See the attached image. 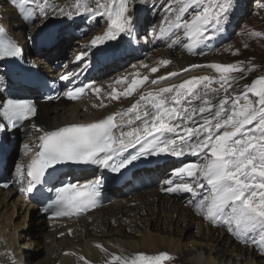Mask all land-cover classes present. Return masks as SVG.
Listing matches in <instances>:
<instances>
[{
    "label": "snow or ice",
    "instance_id": "6c2138e0",
    "mask_svg": "<svg viewBox=\"0 0 264 264\" xmlns=\"http://www.w3.org/2000/svg\"><path fill=\"white\" fill-rule=\"evenodd\" d=\"M31 0H10L11 5L33 21L36 9ZM75 0L76 12L90 20L103 18L107 27L81 46L75 56L79 71L65 72L60 81L71 83L91 66L90 55L102 51L110 42L136 34L135 5L137 0ZM140 4L145 0H139ZM234 0H167L157 40L170 41L168 47L182 46L197 54L199 46L213 40L224 30L234 9ZM264 8V4L260 5ZM39 14L47 15L46 6L38 5ZM57 14H63L62 9ZM73 13H69L71 17ZM254 37L264 33L252 31ZM238 51V50H237ZM202 54V53H201ZM22 47L10 39L0 25V59L21 58ZM171 63L162 59L156 67ZM135 67V66H133ZM147 68V65H143ZM208 67L219 74L193 76L178 84L151 88L126 110L114 112L89 123H72L46 130L34 123L39 132L35 154L27 165H16L18 182L27 180L29 194L43 197L42 211L50 219L79 216L95 208L101 199L104 178L96 176L81 182L65 168H99L121 173L142 158L167 155L176 159L196 157L193 162L175 168L160 190L167 194H188L194 211L213 225L225 226L239 242L251 244L264 255V75L246 84L239 93L229 92L235 79L231 74L251 72L256 65L235 64L190 65L183 72ZM180 73L169 72L149 82L148 76L120 77L116 83L127 84L108 93L113 100L129 97L144 87L166 83ZM219 87H213V85ZM227 85V86H226ZM86 89L101 94L102 89L90 82L69 88L65 95L71 100L81 97ZM53 97H46L52 99ZM198 105V106H197ZM104 106V105H102ZM37 115L31 100L7 99L0 105V131L16 129ZM131 149V151H130ZM31 151L25 145V154ZM26 169V171H25ZM7 182L0 187H8ZM71 230H69V234ZM64 235V233H60ZM102 248V245H96ZM107 253L106 249H102ZM83 264H90L85 257ZM172 257L166 252L131 256L109 254L106 264H165Z\"/></svg>",
    "mask_w": 264,
    "mask_h": 264
},
{
    "label": "bare ground",
    "instance_id": "6f19581e",
    "mask_svg": "<svg viewBox=\"0 0 264 264\" xmlns=\"http://www.w3.org/2000/svg\"><path fill=\"white\" fill-rule=\"evenodd\" d=\"M150 1L152 0H145L143 3L145 7ZM52 2L54 6H60L62 1L57 0L55 2L53 0ZM50 8H52L51 4ZM51 14L48 10L44 21L37 22L35 29H33L32 22L25 20L23 14L11 5L10 0H0V25L7 30L9 38L22 47L23 53L32 57V61L36 58L37 66L41 71L49 69L52 60H56L61 54H64L61 57L66 60L71 58L67 60L64 67L58 70L60 75L66 71L69 73L79 71L75 63V56L82 50L81 46L88 43L92 37L102 34L107 25L104 23L101 27H96L94 24L85 26L80 24L81 20L77 21L70 18L62 19L60 22L56 21L55 25H51ZM140 18L142 22H145L146 18L139 13L136 24ZM72 32L77 33L78 37H73L74 40L70 41L71 36H73ZM144 32L142 31L139 40L140 44L144 43L141 48L139 47L140 55H146L148 50V42L143 36ZM140 33L141 31H139ZM148 36L151 38L148 40L152 43L165 42V40H157L156 33L152 36L149 32ZM63 39L68 45L63 43ZM124 41L127 45L126 38ZM122 42L120 39L110 42L102 51H95L94 54H91V66L75 80H94L95 86L105 89L107 87L115 88L116 84L113 81H117L120 77L126 76L130 82L132 77L139 73L141 78L148 76L150 82L158 76L176 72L180 73L178 77L170 78L166 83L156 86H150V83L146 82L142 89H144L143 92H146L151 88L178 84L190 77L208 75L211 72H208V67H201L188 72L182 70L189 68L190 65L206 66L203 58L196 56L210 54L216 49L217 44L214 40L206 42L202 47L203 51H200L199 54H191L180 45L171 48L167 45L166 48L157 50L156 55L151 59L143 61V63L142 61L135 63V67H132V73H121L120 70L111 74V77L113 75L112 78L104 79L108 73L113 72V69L122 68L126 61L138 53L135 52L133 46L124 47ZM127 49L129 50L127 51ZM35 52L39 56L35 57L33 55ZM111 53L116 54L113 60L102 65V69L96 70L98 66L103 64L102 60ZM162 59H168L171 63L167 66H160L158 69L161 72H155L152 75L150 69L156 67ZM143 65L148 67L145 68ZM1 72L0 66V74ZM216 77L218 79L219 75ZM140 89L132 96L121 97L119 100L111 99L108 94L105 98L89 89L85 97L75 101L72 107H67V101L64 99L56 104L38 103V114L31 122H25L21 129V135L26 136V138L18 151H13L19 156L13 171L15 177H17L16 165H22L23 161L30 157L40 135L39 132L31 128L32 123L46 130H51L62 125L89 123L103 119L114 112L122 111L123 108L124 110L129 108L131 105L128 107L126 103L128 105V100L132 99L131 102H133L134 98L138 96L135 98L136 101L139 98L137 93ZM25 145L31 146V151L27 155L25 154ZM160 157L167 161L160 165V169L157 166L150 169L141 167L133 173L136 177L142 176L151 181V185L145 186V191L136 192L130 198H115L110 205L95 209L79 217L46 220L37 212L35 207L25 203L18 186H11L7 190L0 191V264H83V261L79 259L81 256L90 261V264H106L111 253L131 256L139 252L148 255L166 252L172 259H175L181 253L184 254L187 249L203 247L208 248V255L200 258L198 253V256L195 255L191 260L193 264H215V260H213L215 255L220 258L227 255L237 257L238 264H264L261 253L253 250V247L251 249L249 246H236L231 243L232 241L237 242V239L227 231L225 226L207 223L203 220L202 215L194 213L188 203L190 198L188 194H167L160 190L165 186L164 181L170 177V173L174 170L172 167H174V160H176V158L167 155ZM157 175H163V177L160 182L153 183ZM117 190V188H109L108 193L113 196ZM173 197L177 199H173ZM5 207L11 209L8 214L3 213L5 210L2 209ZM16 211H18L17 216L22 215V225L14 222ZM191 227L196 229V238L190 239L191 236H189L186 238L189 241L183 242V231L185 232ZM18 229L22 231L19 232ZM69 230H71L70 234ZM60 233H64V235H60ZM176 233H178V237H175ZM98 244L102 245V248L97 247ZM32 245H34V249L31 251ZM40 245H42V249ZM230 246L231 248L228 249ZM102 249H106L107 253ZM35 254H40L37 260L32 259ZM200 255L202 256V254Z\"/></svg>",
    "mask_w": 264,
    "mask_h": 264
},
{
    "label": "rangeland",
    "instance_id": "374dc122",
    "mask_svg": "<svg viewBox=\"0 0 264 264\" xmlns=\"http://www.w3.org/2000/svg\"><path fill=\"white\" fill-rule=\"evenodd\" d=\"M52 1L53 0H31L30 7L36 9V15L34 17V22L31 21L32 26L34 25L33 29H35L37 22L44 21V19H45V16H42L39 14L38 5L46 6V12H48V10H50V12L52 13L51 17H50L52 25L55 23V21L60 22L62 19H65V18H70L72 20L75 19L77 21L81 20L80 24L85 25V26H88L89 24H94V25H96V27H101L105 22V20L103 18L98 17L95 20H90L85 15L76 12L75 0H61L62 2L60 3V6H54V3ZM54 1L56 2L57 0H54ZM48 3H51L52 8L49 7ZM166 3H167V0H164V1L152 0L145 7L144 4H140L139 1L137 0L136 5H135L136 20H138V15H139V13H141L142 16L144 18H146L145 22H142L141 18H140V21H138V23L136 25L137 31L135 34V38L133 39L134 41L132 40L130 42L127 37H124L120 40L123 41L124 47L133 46L135 52L136 53L138 52V53L136 55L132 56L131 59H129L128 61L125 62V60H124L125 64L122 68L117 69V70H116V68L113 69V72L108 73L106 78H104V79L112 78L113 75L111 77V74H114L115 72L117 73L120 70L122 71L121 73H123V72L128 73V74L132 73L133 72L132 67L135 66V63H137V62L141 63V61L143 63V61L149 60V59H151V57H154L157 53V50L166 48V46L168 45V43H170V41H165V42L162 41V43L161 42H159V43L153 42L152 43V41L148 40V39H151L148 36L149 32L153 36L159 30L161 20L163 18V6ZM261 4H264V0H234L235 6H234L232 13L230 14V18H229L228 23L224 26V30L220 33H217L216 37L213 39L216 43L218 40V45H217L216 49H214L210 54H206V56H196V57H202L203 61L206 62V66H207V64L210 65V64H214V63L235 64L237 62H242L245 67H248L250 64L256 65V68L253 71L245 72L243 75L240 73H232L231 75L233 77H235V79L229 81V83L232 85V87L229 89V92H232L233 90H235L236 93H239V91L242 90L246 84H250L252 82V80L256 79L257 77H259L261 75H264V36L254 37V36L250 35V33L252 31L264 33V8H262L260 6ZM237 5H238V8H237ZM90 6L95 7L94 0L90 4ZM153 6H154V8H153ZM58 9H62L63 14H57ZM69 13H73V15L71 17H69ZM235 13L237 14L236 16H234ZM150 14H152V15H150ZM139 31H141L140 34H139ZM142 31H145L143 33V36L145 37V39L148 42V48H147L148 50L146 51V53H147L146 55H140L139 54V47L141 48V45H144L143 42L141 44L139 43V40H140L141 35H142ZM72 35L73 36H71L70 41L74 40V39H72L73 37H75V38L78 37L77 33L72 32ZM223 36H224V39H222ZM125 38L128 41L127 45H126V42L124 41ZM136 39H137V41H136ZM63 43L65 45L66 44L68 45V43H66V40L64 41V39H63ZM128 50L129 49H127V51ZM198 50H200V48ZM33 55L35 57L39 56V54H37V52H35V54H33ZM61 55H64V54H61ZM65 56H67V55L65 54ZM114 56H116V54L111 53L109 56H107L106 60H108V62H110V60H113ZM69 59H67V60H69ZM32 62L34 65L36 63V58ZM108 62H106V63H108ZM106 63L101 64V66H99V69H102L101 68L102 65H104ZM36 65H37V63H36ZM207 70H208V72L211 71L208 73V75H210V76L219 75L218 73L213 71L211 68H208ZM157 72H161V70L158 69ZM152 75H153V72H152ZM113 82L116 84L115 88L118 89V91L122 92L124 90V88L127 87V84H119V83H116L115 80ZM213 87H219V85L214 84ZM111 89H112L111 87H107L105 89L102 88L101 96H104L106 98V95L109 93V91H111ZM143 90L144 89L141 88L137 94L139 95L141 92H143ZM136 97H138V96H136ZM87 98H90V97H87ZM135 98H134L133 102H131L132 99L128 100L130 104L128 103V105H127V103H126V106L129 107L130 105H132L135 101ZM73 103L74 102H68L67 107H72ZM125 108H127V107H125ZM123 110H124V108H123ZM19 132H20V134H19ZM16 133L19 137L20 143H19V146H17L15 148V152H16V150L18 151V148H20V145L22 144L23 140L26 138V136L21 135V131H17ZM15 157H16V160H15V163H16L18 158H19L18 153H15ZM195 160H196V157H192V156H186L184 159H181V160L176 159V160H174L175 165L172 168L175 169L177 167H180L181 161L184 163H188V162H193ZM157 168L160 169V165L157 166ZM165 169L168 170L170 168H165ZM159 176H160L159 178H155L156 179L155 181H157V179L159 180L158 182L161 181L163 175L162 176L159 175ZM145 190H146L145 188H140V189L136 190L135 192L125 193V192H122L121 189H118L117 191H115L113 193V199L110 201V203L108 205H110L115 200V198H121V197L130 198L133 194H136V192H142ZM173 199H177V198L173 197ZM177 201H181V200H177ZM181 202H183V201H181ZM2 210L6 211V212L5 211L3 212L4 214L5 213L8 214L11 211V209H9V207H5ZM16 214H18V211L15 212L14 222L19 223V224L21 223V225H22L23 224L22 223V215L17 216ZM27 223H28V220H27ZM195 230L196 229L194 227H191L190 229L186 230L185 232L183 231V242L185 241L187 243L189 240H186V238H188L189 236H191L190 239L196 238L195 237V233H196ZM18 231L20 232L22 230L18 229ZM177 235H178V233L175 234V237H178ZM231 243H233L236 246L237 245L242 246V244H237L234 241H232ZM33 246L34 245L31 246L32 247L30 249L31 251L34 249ZM245 246H248V245H245ZM187 247H189V246H187ZM40 248L42 249V245H40ZM230 248H231V246L228 249H230ZM34 252L37 253V251H34ZM257 252L260 254L259 251H257ZM198 253H199L200 258H202V257L208 255L209 251H208V248H205V247L199 248V249L191 248V250L187 249L184 254L181 253V255L178 258L170 259V260L166 261L165 264H183V263L184 264H193L191 260ZM200 254H202V256ZM39 256H40V254L39 255L35 254V256L32 259L37 260V258ZM261 257H262V259H264V255H261ZM213 258H214L213 260H215V264H236V263L238 264L237 257L231 256V255H227L226 257H223V258L218 257V255H215V257H213Z\"/></svg>",
    "mask_w": 264,
    "mask_h": 264
}]
</instances>
